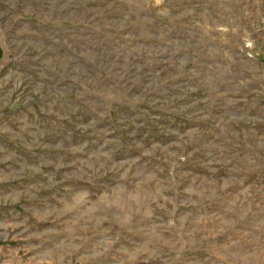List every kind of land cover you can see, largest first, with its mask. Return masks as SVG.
<instances>
[{"label": "rangeland", "instance_id": "1", "mask_svg": "<svg viewBox=\"0 0 264 264\" xmlns=\"http://www.w3.org/2000/svg\"><path fill=\"white\" fill-rule=\"evenodd\" d=\"M0 264H264V0H0Z\"/></svg>", "mask_w": 264, "mask_h": 264}, {"label": "trees", "instance_id": "2", "mask_svg": "<svg viewBox=\"0 0 264 264\" xmlns=\"http://www.w3.org/2000/svg\"><path fill=\"white\" fill-rule=\"evenodd\" d=\"M104 16H99L97 23L100 25V28H104L105 25H108L110 27H113V29L117 30V24L118 20L116 21L114 18L118 17V15H122L123 10L118 9L116 10H110L107 12L106 10L102 11ZM80 16L83 18V14ZM84 19H88V16ZM102 23V24H100ZM136 22H133L131 24H127V22H124L125 27L130 30V25L135 24ZM90 31V30H89ZM135 32L138 31V29L134 30ZM88 32V31H87ZM110 34V33H109ZM111 42H108L104 40V38L101 35H97L95 37L90 38V41H87L85 46H88L87 48H92V52L94 53V64L95 68H93V74L96 76L103 75L104 73H109L110 75L114 74V71L117 68L123 69V67L127 68L126 60H129L132 58V55H129V49L127 48H117L116 41L114 39H111ZM85 44V42H84ZM120 49V50H119ZM119 53V54H117ZM124 54H127L126 57ZM120 55V57H119ZM128 58V59H127ZM143 59V58H142ZM143 60H137V61H131L132 66L128 67V70H134L138 69L141 70L143 66ZM126 63V66L124 64ZM89 69V68H88ZM166 71H170L166 69ZM165 71V72H166ZM169 74V72H168ZM172 76V74H169ZM125 87L129 88L130 90H140L142 87L145 86V81L141 78H138V82L135 84H129L125 83Z\"/></svg>", "mask_w": 264, "mask_h": 264}]
</instances>
